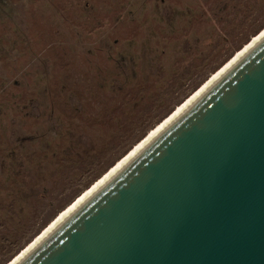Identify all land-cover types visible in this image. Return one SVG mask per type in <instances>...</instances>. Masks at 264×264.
Here are the masks:
<instances>
[{"label":"rangeland","instance_id":"1","mask_svg":"<svg viewBox=\"0 0 264 264\" xmlns=\"http://www.w3.org/2000/svg\"><path fill=\"white\" fill-rule=\"evenodd\" d=\"M263 37L264 0H0V264Z\"/></svg>","mask_w":264,"mask_h":264},{"label":"water","instance_id":"2","mask_svg":"<svg viewBox=\"0 0 264 264\" xmlns=\"http://www.w3.org/2000/svg\"><path fill=\"white\" fill-rule=\"evenodd\" d=\"M19 264H264V38Z\"/></svg>","mask_w":264,"mask_h":264},{"label":"bare ground","instance_id":"3","mask_svg":"<svg viewBox=\"0 0 264 264\" xmlns=\"http://www.w3.org/2000/svg\"><path fill=\"white\" fill-rule=\"evenodd\" d=\"M264 38V37H263ZM262 38V39H263ZM261 39V40H262ZM260 40V41H261ZM258 41V40H257ZM259 41V42H260ZM258 42V43H259ZM257 43V44H258ZM255 44V43H254ZM254 44H252L249 48H246L247 50L245 51V52H249L250 50H252V48H254L256 45H254ZM254 45V46H253ZM244 52V53H245ZM247 53H245L244 55H239L240 56V58H239V60H241ZM238 56V55H237ZM239 60L237 61V62H239ZM237 62H235L232 66H230V67H228L221 75H219L217 78H216V80L206 89V90H204L198 97H196L195 99H193L189 104H187L181 111H180V113L176 116V117H174V118H172L171 120H170V122L168 123V125L165 127V128H162L161 130H160V132L157 134V136L159 135V134H161L170 124H172L177 118H179L186 110H188V108H190L205 92H207V90H209L228 70H230ZM157 136H155L151 141H148L144 146H142V148H140L138 151H136L125 163V165L121 168V169H119L118 171L117 170H115V172L113 173V175L110 177V178H108V180L103 184V185H101V186H99L98 187V189H95V191L94 192H91V193H89L84 199H83V203L81 204V205H79V206H77V207H74V208H71V206L69 207V208H67V209H63L60 213L61 214H66V218L62 221V222H60V224L50 233V234H52L61 224H63L74 212H76L85 202H87L92 196H94L105 184H107L116 174H118L129 162H131V160H133L146 146H148ZM49 234V235H50ZM48 235V236H49ZM47 236V237H48ZM47 237H45L44 239H42L41 241H40V243L39 244H41ZM39 244L37 245V246H39ZM36 246V247H37ZM35 247V248H36ZM34 248V249H35ZM33 249V250H34ZM32 250V251H33ZM31 251V252H32ZM30 252V253H31ZM29 253V254H30ZM29 254H27L20 262H22ZM19 262V263H20ZM18 263V264H19Z\"/></svg>","mask_w":264,"mask_h":264}]
</instances>
